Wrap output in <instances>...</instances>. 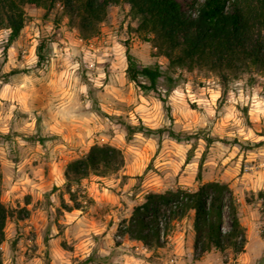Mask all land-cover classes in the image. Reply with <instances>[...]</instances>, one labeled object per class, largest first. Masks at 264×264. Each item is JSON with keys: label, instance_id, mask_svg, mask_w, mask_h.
I'll use <instances>...</instances> for the list:
<instances>
[{"label": "rangeland", "instance_id": "rangeland-1", "mask_svg": "<svg viewBox=\"0 0 264 264\" xmlns=\"http://www.w3.org/2000/svg\"><path fill=\"white\" fill-rule=\"evenodd\" d=\"M137 24L127 4L112 6L99 33L83 38L77 19L57 5L49 11L28 9L25 27L8 49V30L0 31L2 200L29 213L23 218L16 212L7 221L3 264H84L93 252L111 254L114 264L126 252L143 257L145 264L176 263L171 259L182 254L173 251V237L186 228L181 240L188 242L190 214L173 220L165 245L149 255L112 232L125 233L145 190L174 189L180 181L197 188L206 137L214 140L205 153L202 181L229 184L247 244L239 254L226 249L198 256L187 249L186 256L191 264H264V71L245 67L223 81L205 68L169 69L167 59L154 55L153 46L134 31ZM41 39L48 55L43 66L36 56ZM127 43L142 64H158L164 72L162 100L128 79ZM168 74L176 79L174 86ZM126 124L191 134L194 156L186 162L190 145L165 133L137 132L128 139ZM95 143L121 148L125 164L74 185L71 201L65 167ZM101 187L109 189L107 203L94 198Z\"/></svg>", "mask_w": 264, "mask_h": 264}, {"label": "trees", "instance_id": "trees-1", "mask_svg": "<svg viewBox=\"0 0 264 264\" xmlns=\"http://www.w3.org/2000/svg\"><path fill=\"white\" fill-rule=\"evenodd\" d=\"M127 4L130 14L138 20L134 31L154 48V55L163 56L169 69L194 71L205 68L227 81L230 75L245 67L255 66L264 71V0H0V31L8 30L5 49L20 36L27 21L28 9L47 11L62 6L63 12L77 19L83 38L95 36L100 24L108 18L112 6ZM37 64L47 60V43L41 39L36 47ZM126 74L143 92H154L160 98L159 79L164 72L158 64L144 65L126 44ZM20 70H12L11 74ZM176 83V79L167 75ZM127 137L135 133H165L177 142L190 145L186 162L194 156L196 143L191 134L172 128L153 129L144 125L126 124ZM214 139L206 137V150ZM206 150L200 161L196 189L177 185L164 191H149L143 203L133 208L130 223L124 230L130 238L140 240L154 250L165 245L173 220L194 211L193 248L201 256L213 250L231 249L235 254L245 251L246 228L239 217L238 203L225 181L203 182L201 169ZM125 164L121 148L110 143H95L87 154L70 160L64 170L67 193L76 200L74 185H79L91 174L105 176L118 172ZM3 171L0 163V264H3L2 244L7 240L6 224L16 212L27 218V208H11L2 200ZM263 195V192H259ZM65 205V204H64ZM72 209L71 206H64ZM226 214L229 226L225 227ZM164 232L165 238H161ZM15 242H13V245ZM111 254L93 252L84 264H114Z\"/></svg>", "mask_w": 264, "mask_h": 264}, {"label": "crops", "instance_id": "crops-1", "mask_svg": "<svg viewBox=\"0 0 264 264\" xmlns=\"http://www.w3.org/2000/svg\"><path fill=\"white\" fill-rule=\"evenodd\" d=\"M1 97H3V96H1ZM171 140H173V139H171ZM204 164H205V162H203V165ZM104 178L105 177H102L103 180H104ZM195 180H196V177H195ZM211 180H213V179H211ZM206 181H210V180L206 179L203 182H206ZM196 182H198V181L196 180ZM94 184L99 186L101 183H94ZM178 185L185 186V185L182 184L181 181L178 183ZM170 188H173V186H171ZM107 191H109V189L106 188V187H101V189L95 188L94 189V194H95L94 195V198L97 199V200H99V201L106 202V200L104 198V195L107 193ZM149 191H157V192H159L161 190L160 189H153V190H145L144 192L147 193ZM114 199H115V197L114 196L113 197L111 196V200L114 201ZM189 214L192 215V217L194 218V211L193 210H191L189 212ZM192 221H193V219H192ZM189 228L190 229H189V234H188V238H189L188 242H184L183 239L181 240V238L183 236H185V234H186L185 233L186 230H187L186 228H184V230L178 231V234L176 233L174 235V237H173L174 238L173 243H172L173 244V251L175 253H177V254H182L179 257H174V258L171 259V261L176 262L174 264H191L189 262L190 261V257L189 256L188 257L186 256L187 254L188 255H190V254H189V252L187 253L186 251L188 249V251L190 250V251H193L194 252V248H193V243H194V228H193V222H192V224L189 225ZM112 233H116V235L117 234H121L120 232H117V230H116V232H112ZM121 235L125 239V242H123V244H127V245H130V246L134 247L135 248V251L137 253H143L145 255H149V252L151 251V249H149V252H143L142 250H139L138 249V247L142 244V241L136 240V239H133V238H130V236L128 234H126V233L121 234ZM176 238H178V240H176ZM175 240L177 242H175ZM159 248H161V247H159ZM123 256H124V258H121L118 261L119 263H116V264H145V262H146L145 261L146 259H144L143 257L136 256L134 254H129L127 252L126 253H123ZM147 263H149V262H147Z\"/></svg>", "mask_w": 264, "mask_h": 264}, {"label": "built area", "instance_id": "built-area-1", "mask_svg": "<svg viewBox=\"0 0 264 264\" xmlns=\"http://www.w3.org/2000/svg\"><path fill=\"white\" fill-rule=\"evenodd\" d=\"M116 238L119 239V240H124L123 236L121 234H117L116 235ZM161 238L164 239L165 236H164V232H162L161 234ZM139 250H142L143 252H149V249L148 247H146L143 243L138 247Z\"/></svg>", "mask_w": 264, "mask_h": 264}]
</instances>
